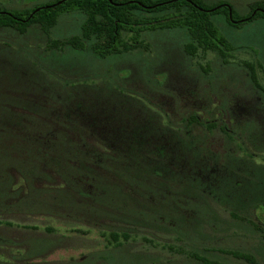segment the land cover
<instances>
[{
	"label": "trees",
	"instance_id": "trees-1",
	"mask_svg": "<svg viewBox=\"0 0 264 264\" xmlns=\"http://www.w3.org/2000/svg\"><path fill=\"white\" fill-rule=\"evenodd\" d=\"M233 8L227 1L55 0L30 8H0V26L11 27L22 35L26 34L28 26L38 24L42 33L48 34L59 14L77 10L83 14L79 33L68 38L47 35L45 51L88 49L99 58L110 57L139 47L146 49L147 43L139 33L166 27L185 29L187 36L182 48L189 57L212 51L228 60L234 46L218 35L211 14L222 10L230 23H242L264 14V0L255 1L245 15L236 13ZM159 11L162 13L153 14ZM20 50L23 60L34 64L30 56L33 53L29 55ZM2 52L8 53L4 49ZM17 61L9 69V76L29 79L32 76L35 80L32 83L38 87L25 82L18 88L22 97L16 98L21 100L5 102V109L0 112V155L8 159L1 163L0 204L8 197H15L16 192H20L18 200L26 203V192L45 191L42 202L36 206L37 212L65 207L64 215L80 219L100 211L129 212L136 218L147 219L156 211L164 216L160 220L177 229L182 218L178 217L180 196L186 199L192 196L184 192V184L176 185L173 180L188 175L195 180L190 192L197 194L189 225L193 222L198 224L194 228L207 225L222 230L223 215L214 211L217 206L228 213L232 226L254 231L264 240V219L257 215L259 209H264V180L260 186L249 183L253 165L247 161L240 173L220 159L227 150L234 152L236 148L250 156L264 152V116L250 114L236 118L232 103L223 102L211 103L204 114L195 109L170 118L154 107L153 112H149L145 101L141 104L134 91L130 96L115 91L119 85L112 80L109 82L105 74L92 77L95 82H102L105 93L110 96L107 104L98 103L102 89L99 91L95 84L96 91L90 90L87 94L85 89L91 86L80 67L50 69L38 65L39 72L34 74L29 71L32 65L27 67V63L17 69ZM254 90L260 94L253 101L257 105L256 112H264V88ZM40 91L42 94L38 93ZM135 102L138 109L144 105L143 121L137 120L138 112L132 110ZM50 108L51 119L42 114ZM95 108L104 112L105 118H94L97 116L93 113ZM154 112L157 114H151ZM87 115L91 117L88 119ZM98 191H103L101 195L118 191L122 201L111 199L107 203V199L101 197L95 204L92 199H96ZM72 193L77 198L89 196L77 210L70 206L71 201L67 202ZM109 234L111 239L106 236L109 243L116 246L123 243L117 231L111 230ZM122 235L128 236L125 232ZM213 237L218 238L208 235L209 241ZM230 252L243 260L221 261L196 252L191 255L198 264H264V256L253 250L230 249Z\"/></svg>",
	"mask_w": 264,
	"mask_h": 264
},
{
	"label": "rangeland",
	"instance_id": "rangeland-1",
	"mask_svg": "<svg viewBox=\"0 0 264 264\" xmlns=\"http://www.w3.org/2000/svg\"><path fill=\"white\" fill-rule=\"evenodd\" d=\"M52 1L55 0H0V8H30L38 3ZM254 2L230 0L233 9L240 15L247 14ZM161 13L162 11L153 14ZM211 17L218 28V35L234 46V49L230 50L228 60L212 51L199 57H189L182 48V42L187 36L185 29L166 27L145 29L139 33L147 43L146 49L139 47L134 51L110 57L99 58L88 49L66 48L59 51L55 48L45 51L47 35L50 38H68L79 33L83 14L77 10L59 14L57 23L49 29L48 34L42 33L38 24L28 26V31L22 35L11 30V27L0 26V112L5 109V102L12 99L21 100L18 99L22 97L21 92H18L19 86L27 81L35 82L32 76L31 79L9 76V69L18 59L15 64L17 69L27 63V67L32 65L29 71L34 74L39 72L38 65L50 69L61 66L80 67L86 73V81L91 86L85 89L87 94L90 90L96 91L95 84L99 86V91L102 89L98 95V103L107 104L110 102V96L105 93L102 82L97 83L92 77L105 74L109 82L112 80L113 84L119 85L115 91L129 96L137 93L139 102L143 104L145 101L149 112H153L154 107L167 113L170 118H178L182 113L195 109L204 114L206 107L211 103L216 105L223 102L232 103L236 118L250 114L264 116L261 110L256 112L257 105L253 102L260 95L254 88H264V14H258L242 23H230L227 14L222 10L212 13ZM3 49L8 52L6 55L2 52ZM20 49L29 55L33 53L30 56L34 64L23 60ZM38 93L42 94L41 91ZM47 101L50 102V99ZM142 107L138 109L137 102L133 103L132 110L138 112L136 119L139 121H143L141 117H146ZM50 110L51 108L42 113L49 119ZM93 113H97L94 118H105L104 112L98 108H95ZM86 117L89 119L91 116ZM241 154L244 155L243 159L240 158ZM254 158L255 156L245 154L238 148L234 152L227 150L220 156L227 166H234L240 173L245 168L244 162L251 163L252 177L248 181L260 186V182L264 180V167H256L252 163ZM4 162H8V159L0 155V177L3 176L1 163ZM173 181L176 185L184 184V192L192 196L187 199L180 196L177 203L178 217L182 218L177 220L180 223L177 229L160 220L164 216L156 211H152L153 214L147 219L143 216L136 218L132 213L121 211H113L111 214L100 211L80 219L73 215H64L65 207L59 208L58 211L37 212L36 206L42 202L45 191L26 192V203L22 202V199L18 200L20 192H16L13 194L15 197H8L4 204H0V264H198L191 255L192 252L213 256L221 261L243 260L235 257L230 249H250L264 256V240L254 231L232 226L228 213L217 206L214 211L223 215L222 230L211 229L207 225L194 228L198 224L193 222L189 225V214H192L197 201V194L190 192L195 187L192 185L191 188L195 180L185 175L182 179ZM180 190L182 192V188ZM101 193L98 191L96 199H92L95 204H98L101 197L107 199V203L111 199L122 201L118 191L112 194ZM88 197L83 195L77 198V195L72 193L67 202L71 201L70 206H75L77 210L78 205L82 207V201ZM263 211L264 209L257 211L258 217L261 218ZM111 230L117 231L124 239L121 245L109 243L106 236L111 239ZM235 230L237 232H234ZM122 232L128 236L125 238ZM208 235L218 238L213 237L209 241Z\"/></svg>",
	"mask_w": 264,
	"mask_h": 264
},
{
	"label": "clouds",
	"instance_id": "clouds-1",
	"mask_svg": "<svg viewBox=\"0 0 264 264\" xmlns=\"http://www.w3.org/2000/svg\"><path fill=\"white\" fill-rule=\"evenodd\" d=\"M240 158L243 159L244 155L241 154ZM252 163L256 166V167H264V152L261 153H257L255 158L253 159Z\"/></svg>",
	"mask_w": 264,
	"mask_h": 264
},
{
	"label": "crops",
	"instance_id": "crops-1",
	"mask_svg": "<svg viewBox=\"0 0 264 264\" xmlns=\"http://www.w3.org/2000/svg\"><path fill=\"white\" fill-rule=\"evenodd\" d=\"M221 1H227V2H230V0H218V2H221ZM256 1V0H253V2ZM217 2V1H216Z\"/></svg>",
	"mask_w": 264,
	"mask_h": 264
},
{
	"label": "water",
	"instance_id": "water-1",
	"mask_svg": "<svg viewBox=\"0 0 264 264\" xmlns=\"http://www.w3.org/2000/svg\"><path fill=\"white\" fill-rule=\"evenodd\" d=\"M261 218L264 219V211L261 213Z\"/></svg>",
	"mask_w": 264,
	"mask_h": 264
}]
</instances>
